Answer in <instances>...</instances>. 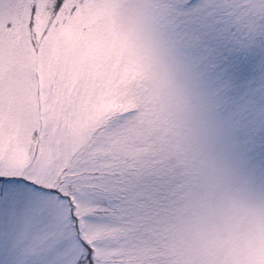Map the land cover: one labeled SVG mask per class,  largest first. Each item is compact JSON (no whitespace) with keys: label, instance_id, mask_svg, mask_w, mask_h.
<instances>
[{"label":"snow or ice","instance_id":"snow-or-ice-1","mask_svg":"<svg viewBox=\"0 0 264 264\" xmlns=\"http://www.w3.org/2000/svg\"><path fill=\"white\" fill-rule=\"evenodd\" d=\"M264 152V0H0V264H191L210 144Z\"/></svg>","mask_w":264,"mask_h":264},{"label":"clouds","instance_id":"clouds-1","mask_svg":"<svg viewBox=\"0 0 264 264\" xmlns=\"http://www.w3.org/2000/svg\"><path fill=\"white\" fill-rule=\"evenodd\" d=\"M191 196L176 220L175 243L191 264H264V178L222 144L196 161Z\"/></svg>","mask_w":264,"mask_h":264},{"label":"rangeland","instance_id":"rangeland-1","mask_svg":"<svg viewBox=\"0 0 264 264\" xmlns=\"http://www.w3.org/2000/svg\"><path fill=\"white\" fill-rule=\"evenodd\" d=\"M261 143V138L258 136L256 138V148L254 151H237L234 153L236 160L257 178H264V152L260 149Z\"/></svg>","mask_w":264,"mask_h":264}]
</instances>
